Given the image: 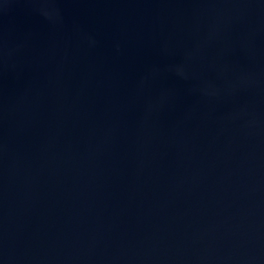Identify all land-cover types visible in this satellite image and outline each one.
I'll return each instance as SVG.
<instances>
[{
    "label": "water",
    "instance_id": "1",
    "mask_svg": "<svg viewBox=\"0 0 264 264\" xmlns=\"http://www.w3.org/2000/svg\"><path fill=\"white\" fill-rule=\"evenodd\" d=\"M0 264H264V0H0Z\"/></svg>",
    "mask_w": 264,
    "mask_h": 264
}]
</instances>
